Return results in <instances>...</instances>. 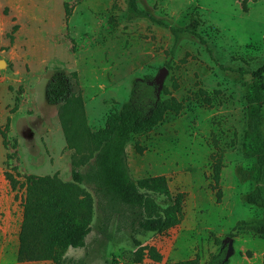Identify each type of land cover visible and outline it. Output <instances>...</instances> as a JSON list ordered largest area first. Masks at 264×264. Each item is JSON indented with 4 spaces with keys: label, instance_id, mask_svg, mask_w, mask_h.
Instances as JSON below:
<instances>
[{
    "label": "rangeland",
    "instance_id": "rangeland-1",
    "mask_svg": "<svg viewBox=\"0 0 264 264\" xmlns=\"http://www.w3.org/2000/svg\"><path fill=\"white\" fill-rule=\"evenodd\" d=\"M9 1L0 0V264H54L18 262L17 253L26 178L72 180L74 151L60 108L46 99L58 69L75 75L94 133L129 100L136 79L157 78L163 68V97L183 104L180 114L133 136L126 148L135 181L163 175L173 194H185L181 223L165 234L132 236L114 221L102 233L96 208L86 246L70 248L64 264H135V239L162 256L140 264L196 254L205 263L217 250L213 235L225 241L238 222L264 221V205L247 203L255 189L264 195L251 132L260 115L264 133V97L256 103L251 75L238 72L264 64V0H137L167 27L130 18L128 0H51L49 7L45 0H18V16ZM192 18L211 53L190 33L175 40L170 29L186 28ZM219 162L221 197L214 188ZM233 248L230 264H264V238L241 234Z\"/></svg>",
    "mask_w": 264,
    "mask_h": 264
},
{
    "label": "trees",
    "instance_id": "trees-1",
    "mask_svg": "<svg viewBox=\"0 0 264 264\" xmlns=\"http://www.w3.org/2000/svg\"><path fill=\"white\" fill-rule=\"evenodd\" d=\"M130 18L145 17L166 26L149 12L138 8L137 0H128ZM14 26L9 37L13 41ZM199 20L192 18L186 28H171L175 40L187 32L196 37L208 51V43L198 31ZM252 78L254 101L262 104L264 97V64L254 71L238 70ZM46 99L60 108V122L72 157L71 182L62 181L57 175L28 176L23 200V221L19 234L18 262H43L64 264L66 252L86 246L87 237L97 208L101 216L102 233L112 222L118 231H129L132 236L153 233L165 234L178 226L184 216V193L173 194L166 176H151L135 181L126 160V148L133 136L153 131L165 117L180 114L183 104L175 98H164L166 88L158 89L154 76L148 75L134 81L129 100L121 109L110 115L104 130H90L79 84L75 75L62 69L48 79ZM261 116L251 122V132L256 140V162L264 170V133ZM85 168L81 170L80 168ZM222 165L214 166V188L221 197L220 177ZM92 189L89 191L88 189ZM162 197L163 202L157 198ZM249 205H264L260 189L247 196ZM245 233L264 238V221H240L228 234L227 242L213 235L217 250L205 263L198 254L191 259L167 264H230L226 259L228 244ZM137 248L134 263L145 259L162 260L155 248H146L134 240ZM79 264V263H72Z\"/></svg>",
    "mask_w": 264,
    "mask_h": 264
},
{
    "label": "water",
    "instance_id": "water-1",
    "mask_svg": "<svg viewBox=\"0 0 264 264\" xmlns=\"http://www.w3.org/2000/svg\"><path fill=\"white\" fill-rule=\"evenodd\" d=\"M165 74H166V69L163 68L161 71H160V74L157 78H155V82L156 84L158 85V89L161 90L163 88V81H164V77H165ZM225 242H227V239L225 240ZM234 253V248H233V242L231 241L229 244H228V252H227V257L226 259H230L232 257Z\"/></svg>",
    "mask_w": 264,
    "mask_h": 264
},
{
    "label": "crops",
    "instance_id": "crops-1",
    "mask_svg": "<svg viewBox=\"0 0 264 264\" xmlns=\"http://www.w3.org/2000/svg\"><path fill=\"white\" fill-rule=\"evenodd\" d=\"M9 5L14 8L15 14L18 16V13H19L18 12V9H17V7H18V0H10L9 1ZM44 5L45 6H48V7L51 6V0H45L44 1ZM232 257H234V255H232ZM233 264H234V261H233Z\"/></svg>",
    "mask_w": 264,
    "mask_h": 264
}]
</instances>
